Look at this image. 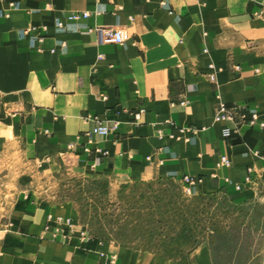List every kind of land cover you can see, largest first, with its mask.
Wrapping results in <instances>:
<instances>
[{
  "label": "crops",
  "instance_id": "0c3cea01",
  "mask_svg": "<svg viewBox=\"0 0 264 264\" xmlns=\"http://www.w3.org/2000/svg\"><path fill=\"white\" fill-rule=\"evenodd\" d=\"M13 1L17 8L0 1V264L100 261L101 244L44 230L47 213L65 205L21 190L28 164L43 174L65 168L106 176L111 189L176 171L202 176L201 192L215 183L228 188L225 180L243 183L249 174L239 196L264 203V126L245 119L247 109L264 118V0H167V7L161 0ZM82 11L89 16L55 31V17ZM39 25L46 26L42 41L30 46L20 30ZM96 26L122 28L129 38L101 43ZM219 104L237 108L244 120L214 123ZM95 116L117 119V129L90 135ZM225 126L234 127L228 137ZM187 127L198 129L192 143ZM222 155L229 165L218 164ZM117 252V264H179L135 248ZM191 257L190 264H210L204 246Z\"/></svg>",
  "mask_w": 264,
  "mask_h": 264
},
{
  "label": "rangeland",
  "instance_id": "374dc122",
  "mask_svg": "<svg viewBox=\"0 0 264 264\" xmlns=\"http://www.w3.org/2000/svg\"><path fill=\"white\" fill-rule=\"evenodd\" d=\"M219 161L220 157L217 162L224 166ZM23 177L21 190L32 199L65 205L64 212L47 213L70 218L72 228L65 235L80 236L83 231L86 242L102 245L99 252L115 255L114 264L119 247L190 264L198 246L207 249L210 264H264V203L239 196L241 182L237 188L225 180L228 188L215 183L213 189L186 195L179 180L170 177L111 189L106 176L76 175L65 168L43 174L34 164L26 166ZM15 178L10 182L11 197ZM46 223L49 231L56 226L54 221Z\"/></svg>",
  "mask_w": 264,
  "mask_h": 264
},
{
  "label": "built area",
  "instance_id": "2783aa9c",
  "mask_svg": "<svg viewBox=\"0 0 264 264\" xmlns=\"http://www.w3.org/2000/svg\"><path fill=\"white\" fill-rule=\"evenodd\" d=\"M0 1H6L12 8H17L18 4L13 0H0ZM161 5L166 6L167 0H161ZM167 7V6H166ZM169 14H173V11L168 9ZM1 14V12H0ZM89 16V12L82 11V12H67L64 13L62 16H58L54 18V29L55 31H63L68 29L73 23L79 21L80 19L87 18ZM177 18V16H175ZM94 32L96 33L98 40L101 43H113V44H123L127 39L129 38V34L126 30L122 28H112V27H103V26H96L93 28ZM46 31L45 25H39V26H31L20 30V36H28V41L30 46H35L37 43H40L42 41V36L40 35ZM205 51V50H204ZM208 68L211 70L207 77L210 82H215V72H214V64L209 63ZM235 69H238V66L235 67ZM106 95H102V99H105ZM180 104H184L185 101H180ZM248 110V117H245L246 123L252 124V125H258L260 127L264 126V118H259L258 112L255 109H247ZM142 110H138L136 112H132V119L134 121H137L140 118ZM244 120L243 115L241 114V111L238 110L235 107H227L226 105L219 104L216 108L215 114L213 115V122H232L235 127L238 125L240 120ZM94 124L90 130V135H101L106 136L112 132H114L117 129L118 126V120L117 119H100L97 116L93 119ZM188 131H190L191 135L185 137V140L187 142H194L195 141V135L198 131L195 127H187ZM201 129H204L202 127ZM234 127L225 126L222 128V135L224 137H228L230 135L231 130H233ZM179 135H176L175 138H180L183 134L184 128H179ZM158 134L160 136L163 135L162 130H158ZM170 136H174L172 133H169ZM165 152H168L171 157L175 156V153L171 152L167 147L163 148ZM220 163H222L224 166H227L230 164V160L222 155L220 156ZM167 177L174 178L178 177L179 182L181 183L182 191L186 195H191L196 193V185L201 182V177L198 175H192V174H182L177 175L176 171H169L167 172ZM251 181V177L249 174L245 175L243 179V183H249ZM236 187L239 188L240 184L236 183ZM47 220L54 221L55 227L51 231L52 235L55 237L58 235H65V231L68 229L71 230L72 223L70 218H64L62 216H47ZM45 230L49 229V224H45ZM67 229V230H66ZM81 238L84 240L87 238L85 236V233L82 231L80 232ZM100 262L98 264H114L115 263V255L107 254L106 252H99ZM104 260V261H102Z\"/></svg>",
  "mask_w": 264,
  "mask_h": 264
}]
</instances>
